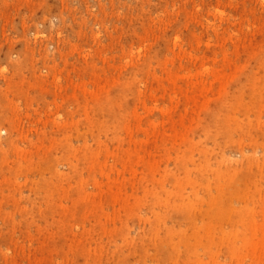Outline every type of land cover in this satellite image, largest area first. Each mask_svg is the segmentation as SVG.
Instances as JSON below:
<instances>
[{"label": "rangeland", "instance_id": "rangeland-1", "mask_svg": "<svg viewBox=\"0 0 264 264\" xmlns=\"http://www.w3.org/2000/svg\"><path fill=\"white\" fill-rule=\"evenodd\" d=\"M262 226L264 0H0V264H264Z\"/></svg>", "mask_w": 264, "mask_h": 264}, {"label": "bare ground", "instance_id": "bare-ground-1", "mask_svg": "<svg viewBox=\"0 0 264 264\" xmlns=\"http://www.w3.org/2000/svg\"><path fill=\"white\" fill-rule=\"evenodd\" d=\"M236 208L239 211V209L241 210L243 208V206L238 205ZM236 208L234 207L233 211H235ZM262 227H264V226H262ZM231 229L234 230V232H223V233L231 236V238H230L231 241H228V245H230V252L232 254H234L235 252L240 251V249H241L240 243L241 242H238V241L239 240L241 241V239L244 240L245 235L242 233L243 230L241 231L239 227H234V228L231 227ZM254 236H255V238L258 237L259 240H255V239L251 238V239H249V241L247 240V245L245 246L247 248L246 249V255L248 257H250V254H251L250 251L254 252L253 253L254 256L251 255V257H250L251 259L256 258L258 252L264 253V229L259 231L257 234L255 233ZM198 245L204 246L205 248L209 247L208 250L211 249V246H207V244L202 245V243H200ZM192 248H193V246H192ZM192 248H191L192 253H194V255L197 254L196 256H198V250H197L198 248L196 249V245L194 246L193 249Z\"/></svg>", "mask_w": 264, "mask_h": 264}]
</instances>
